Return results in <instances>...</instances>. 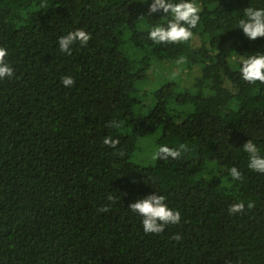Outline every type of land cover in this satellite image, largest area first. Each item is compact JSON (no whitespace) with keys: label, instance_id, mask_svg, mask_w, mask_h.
<instances>
[{"label":"trees","instance_id":"obj_1","mask_svg":"<svg viewBox=\"0 0 264 264\" xmlns=\"http://www.w3.org/2000/svg\"><path fill=\"white\" fill-rule=\"evenodd\" d=\"M152 2L0 0V46L15 71L0 80V264H264V174L243 148L252 139L264 156V84L240 76L242 59L264 53V37L237 27L264 0H195L200 22L179 44L149 39L170 18L148 16ZM77 28L90 41L61 52L59 37ZM181 56V67L200 69L193 86L142 87L153 60ZM157 131L156 151L188 150L134 162ZM107 136L120 143L103 144ZM153 192L181 213L159 234L128 208ZM239 201L244 212L229 214Z\"/></svg>","mask_w":264,"mask_h":264},{"label":"clouds","instance_id":"obj_2","mask_svg":"<svg viewBox=\"0 0 264 264\" xmlns=\"http://www.w3.org/2000/svg\"><path fill=\"white\" fill-rule=\"evenodd\" d=\"M163 12L164 15L170 16L165 25L154 26L148 33L150 40L157 44H179L186 43L193 38V31L200 22V6L195 0H153L148 8V16ZM238 28L242 29L243 34L250 40L255 41L257 38L264 37V8L248 6L244 9V18L238 20ZM91 39V34L83 28H77L62 35L58 39V47L61 52L71 55L72 45L80 42L81 46H86ZM8 51L5 47L0 46V80L12 78L15 75L14 68L6 61ZM187 62L186 57H179L176 61L178 65ZM240 68L241 79L249 84L259 82L264 84V53L251 55L242 59ZM178 73L174 72V79ZM62 84L70 87L75 84L72 76H63ZM108 127H120L115 121H110ZM120 143L119 139H113L107 136L103 144L115 148ZM244 151L249 154L248 167L257 173L264 174V156L260 154L257 144L249 139L243 145ZM187 145L181 144L179 148H172L167 145H161L153 154V160H165L169 158L175 160L180 157L181 151H187ZM233 181L242 180L243 174L237 167L229 169ZM108 200L115 202L116 197L113 194L108 195ZM248 208L254 207L252 202L247 204ZM128 208L142 219V226L145 233L159 234L164 232L167 225L180 223L181 213L172 209L166 203V197L163 194L153 192L145 197H141L132 202ZM107 207H102L101 212L107 211ZM245 203L243 201L232 203L229 208V214L235 215L243 213ZM173 239L179 241L182 236L177 233Z\"/></svg>","mask_w":264,"mask_h":264},{"label":"rangeland","instance_id":"obj_3","mask_svg":"<svg viewBox=\"0 0 264 264\" xmlns=\"http://www.w3.org/2000/svg\"><path fill=\"white\" fill-rule=\"evenodd\" d=\"M195 42H197L196 39ZM199 43L200 42H198V44ZM181 66L183 65L181 64ZM181 66L170 61H160L157 59L153 60L152 68L148 72V78L142 84V87L147 90L152 89L157 86L161 79H173L172 74L174 72L178 73L174 79H180L182 85L188 87L193 86L195 78L200 75V69L198 67H194L191 71ZM158 134L159 132L157 131L155 134L141 140L139 149L137 148V150L132 154V160L134 162L139 164H149L150 161L153 160L152 156L156 152L154 141Z\"/></svg>","mask_w":264,"mask_h":264}]
</instances>
